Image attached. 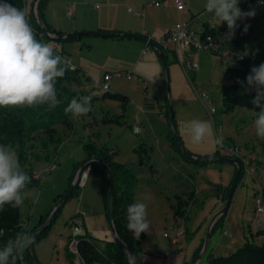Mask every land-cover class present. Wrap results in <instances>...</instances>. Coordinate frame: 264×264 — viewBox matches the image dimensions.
I'll list each match as a JSON object with an SVG mask.
<instances>
[{
	"label": "rangeland",
	"instance_id": "1",
	"mask_svg": "<svg viewBox=\"0 0 264 264\" xmlns=\"http://www.w3.org/2000/svg\"><path fill=\"white\" fill-rule=\"evenodd\" d=\"M34 1L26 0L28 10H33ZM188 2L197 13H202L203 19H210L216 25V18L206 11L207 0ZM74 6L72 4L70 9ZM236 32L230 39L225 38L218 53L197 51L194 56L200 66L189 75L176 56L167 50L169 93L164 64L152 44H149L150 51L145 52V44L139 48L131 44L136 40L119 37L82 35L51 42L58 45L67 59L82 66L84 74L93 80V83L74 89L101 93L99 87L109 74V90L128 95L130 101L126 111L114 98L91 101V112L73 117L72 131L58 126L64 141L50 162L39 161L34 156V153L43 155L45 148L53 147L42 134L34 141V152L26 155L27 163L42 176L41 186L25 191L27 196L22 205L25 217L31 219L29 226L46 222L59 199L73 187L48 233L34 243V252L42 264H83L72 247L76 233L75 227L70 225L72 218L85 222L99 246L115 239L101 193L104 182L89 173V166L81 168L87 158L85 144L88 142L116 151L115 160L128 166L136 176L130 204L143 202L147 205L146 218L150 227L148 232L140 234L135 258L130 257L131 264H194L202 254L201 264H207L211 254H227L237 249L244 244L246 235L264 227V211L258 212L256 202L261 197L264 206V139L256 135L255 111L237 106L230 113L223 112L222 88L231 82L225 70L236 63L234 54L226 52L238 51L234 41ZM171 99L183 149L197 156L219 152L225 157L239 158L247 166L234 192L224 226L218 224L213 228L214 224L210 229L214 217L225 205L222 195L233 183L237 165L215 160L197 166L184 160L170 143ZM210 100L216 107L215 112L208 107ZM194 120L205 121L209 126V135L200 144L191 143ZM139 124L142 132L138 134L133 129ZM217 135L224 137L222 146L213 143ZM144 141L156 149L142 164L137 149ZM6 146H10L19 159V148ZM53 163L57 164L56 168L48 170ZM193 186L197 194L188 208L189 219L175 217V193H188ZM229 239L234 241V247H227Z\"/></svg>",
	"mask_w": 264,
	"mask_h": 264
},
{
	"label": "trees",
	"instance_id": "2",
	"mask_svg": "<svg viewBox=\"0 0 264 264\" xmlns=\"http://www.w3.org/2000/svg\"><path fill=\"white\" fill-rule=\"evenodd\" d=\"M256 1L257 0H240L239 3V7L244 12L255 10V16L241 20L236 32L234 41L238 51L233 55L236 63L227 66L225 73L229 76L231 82L225 84L222 88L223 112L225 113L232 112L237 106L254 110L255 116L256 112L259 111V108H256L252 103V100L256 95L255 89L249 87L246 79L247 76L251 74V69L253 67H258L261 63H264V6L255 7ZM8 2L19 9L27 10V19L35 32L36 38L43 43L51 45L64 59V67L66 68L65 75L62 78H57L55 84L58 99L60 100V103L55 108L49 109L47 104L32 107H0V144L14 145L21 151L19 157L21 169L31 178V182L27 184L24 189L25 192L31 188L42 185V176L37 174L32 164L27 163L26 155L30 152H34V141L37 139V136L41 134L49 139L53 147L45 148V153L43 155L34 153L36 159L39 161L50 162L52 157L57 155L59 145L64 141L58 126L61 125L66 130L70 131H72L75 126L72 114L65 112V108H67L73 98L91 96V101H95L99 98H114L122 103L123 110L126 111L130 97L120 92H111L109 89L102 90L101 93L77 91L74 89L75 86L82 87L88 83H93L91 76H86L83 68L80 66L75 65L74 69L70 67L68 64L69 59L65 57L64 52L51 44V42L56 39L49 38L45 34V31L35 17L34 12L28 10L26 0H8ZM48 2L49 0H39L37 4L38 18L46 25L50 33L61 35L62 33H57L46 20L45 9ZM196 16L197 15H193L190 21L194 20ZM199 22L202 23L205 32L212 34H218L225 28V23L214 25L210 19L205 20L200 18ZM245 25L248 26L247 31L244 30ZM126 37L131 38L129 36H120L119 38ZM68 39L70 38L63 40ZM152 42L159 44L156 39L151 38L149 43ZM160 47L167 61V50L161 45ZM168 116H170V113ZM170 143L171 147L178 151L184 160L193 162L197 166L207 165L209 162L214 161L209 159L197 160L188 157L184 151L185 149L182 147V143L177 141L173 132L170 136ZM154 149L153 145L147 144L145 141L141 144L140 148L137 149V152L141 157L140 161L142 164L145 162V159L151 157ZM85 150L87 155L86 160L97 158L89 162V164L84 166L83 169L89 166V173L99 176L104 182L101 187V193L107 214H109L110 206L109 170L105 167V164L109 166V169L112 172L114 224L119 236L131 248V250L136 253L139 247V239L136 238L133 232L129 231L126 227L127 208L132 200L131 193L136 176L128 166L115 160L116 151L108 146H100L96 143L88 142L85 144ZM211 156L219 157L222 156V154L214 152ZM241 161L242 167L238 184L243 174L247 172V166L243 160ZM231 184L225 189V192L222 195L223 201L227 199V193ZM217 189H220V185H217ZM196 194L197 189L194 186L188 193H175V203L173 204L175 217L189 219L188 208L195 200ZM227 211L218 218L213 228L218 224L224 226ZM57 214L58 212L56 213L55 218ZM44 223L45 221L34 227H30L29 220L25 217L23 211V205L19 208L5 205L3 208H0V248H3L9 239L14 238L17 232L26 231L33 235L34 231ZM51 225L42 231L38 239L48 233ZM70 225L74 227L76 225H81L83 228L81 232L75 233L73 237H76L78 240V250L85 264H131L130 256L126 248L115 239L106 241L103 246H99L91 235L85 222H78L76 219L72 218ZM259 239L262 241L260 242ZM32 250L34 252L33 247ZM73 260L74 255H72V261ZM16 264H33L27 253V248L24 249L21 254V259H18ZM207 264H264V227L258 229L257 232L251 231L250 235H246L244 244L237 249L230 251L227 254H211Z\"/></svg>",
	"mask_w": 264,
	"mask_h": 264
},
{
	"label": "clouds",
	"instance_id": "3",
	"mask_svg": "<svg viewBox=\"0 0 264 264\" xmlns=\"http://www.w3.org/2000/svg\"><path fill=\"white\" fill-rule=\"evenodd\" d=\"M239 3L240 0H207L205 5L206 11L216 18V25L227 24L226 39L234 35L238 20L255 16V10L244 12ZM27 16L26 9L0 0V107L47 104L53 109L60 103L55 84L57 78L65 75V61L51 45L36 38ZM247 27L245 25V31ZM246 79L256 92L252 103L259 108L254 120L256 135L264 139V63L253 67ZM91 100V96L73 98L65 112L73 117L85 116L91 111ZM133 131L142 132L138 127ZM208 135L207 122L192 121L191 143L200 144ZM223 141V135H217L213 143L222 146ZM30 182L29 175L21 169L17 153L10 146L0 145V208L5 205L19 208L24 202V189ZM146 209L143 202L132 203L127 208L126 227L136 238L149 230ZM34 240V235L26 231L17 232L0 248V264H16Z\"/></svg>",
	"mask_w": 264,
	"mask_h": 264
},
{
	"label": "crops",
	"instance_id": "4",
	"mask_svg": "<svg viewBox=\"0 0 264 264\" xmlns=\"http://www.w3.org/2000/svg\"><path fill=\"white\" fill-rule=\"evenodd\" d=\"M153 1H161V5L157 6ZM185 2L186 7L179 9L174 0H49L45 17L57 33L127 32L141 34L158 41L168 29L176 24L189 22L193 15H201L203 19L202 13H197L196 8L189 4L188 0ZM72 4L75 5L73 10L70 9ZM70 15L72 17H69ZM197 24L202 25L199 21ZM227 33L221 31L218 35L225 40ZM124 40H136L131 44L139 48H143L144 44L145 47L149 46L148 41L136 37H126ZM54 45L59 49L57 44ZM28 219L31 223L30 217ZM226 245L234 247V241L229 239ZM202 255L195 262L199 261L201 264Z\"/></svg>",
	"mask_w": 264,
	"mask_h": 264
},
{
	"label": "built area",
	"instance_id": "5",
	"mask_svg": "<svg viewBox=\"0 0 264 264\" xmlns=\"http://www.w3.org/2000/svg\"><path fill=\"white\" fill-rule=\"evenodd\" d=\"M174 1L179 9H184L186 7L185 0H174ZM153 4L159 6L161 5V1H153ZM256 5L264 6V0H257ZM200 18H201V15H197L195 19L192 21L176 24L173 28L168 29L163 35V37H161L158 40V43L164 49L171 51L176 56V58L183 65L188 75L190 74L191 71L197 70L200 66L199 62L196 61L194 58V54L197 51L211 50L213 52L218 53L222 50V47L225 44V40L219 37L218 34H212V33L205 32L202 25L199 26L197 24ZM240 21L241 20L237 21L238 26H239ZM238 26L236 27L235 30L238 29ZM223 31L224 32L229 31L226 23H225V28ZM148 44H150L149 41H148ZM149 51H150L149 46H146L145 52H149ZM226 54L227 55L235 54V52L233 49H230V51H227ZM68 64L70 65L72 69L75 68V64L71 60H68ZM110 79H111V76L109 74H106L104 78V84L100 87L101 90L110 89ZM204 95L207 96V94H204ZM208 107H211L212 112L216 111V107L212 104L211 100H210ZM135 127H138L142 130V125L140 124L136 125ZM56 166L57 164L53 163L48 168V170H52L56 168ZM80 180H81V177H79L78 182ZM256 202H257L258 212L264 211L262 198L261 197L257 198ZM82 230L83 228L81 225L75 226L76 233L81 232ZM182 232H183L182 229H180L179 233H182ZM72 247H73L74 252L78 256L79 261L85 264L79 253L78 240L76 239V237L72 238ZM194 264H199V261L195 262Z\"/></svg>",
	"mask_w": 264,
	"mask_h": 264
},
{
	"label": "water",
	"instance_id": "6",
	"mask_svg": "<svg viewBox=\"0 0 264 264\" xmlns=\"http://www.w3.org/2000/svg\"><path fill=\"white\" fill-rule=\"evenodd\" d=\"M39 0H35L33 3V12L35 14V17L37 18L38 22L40 23V25L42 26V28L45 31V34L52 39H56V40H63L66 38H72V37H77V36H82V35H95V36H103V37H120V36H129V37H136L145 41H150V37L141 35V34H135V33H119V32H94V31H77V32H72V33H64L61 35H57L55 33H50L49 30L47 29L46 25L39 20L38 18V14H37V4H38ZM152 45L155 46V48L157 49V51L159 52L160 58L162 59V62L164 64L165 67V73H166V81H167V91L168 93L170 92V85H169V74H168V67H167V61L165 58V55L160 47L159 44L152 42L150 43ZM169 120H170V125H171V130L173 132V135L176 137L177 141L179 143H182L180 140V137L178 135V131L176 129V125H175V116H174V106H173V101L171 99L170 102V116H169ZM185 153L187 154L188 157L193 158V159H197V160H203V159H209V160H220V161H225V162H231V163H235L237 165V172L234 178V181L229 189L228 195H227V199L225 202V205L223 207V209L214 217L211 227L210 229L213 227V225L216 223V221L218 220V218L225 212L228 210L232 198H233V193L237 187L238 184V180H239V176H240V172H241V167H242V161L239 158H231V157H225V156H219V157H213V156H202V155H194L193 153H190L186 150H184ZM97 158H90L88 160L85 161V163L82 164L81 168H83L84 166L88 165L89 162H91L92 160H95ZM105 167L109 170V196H110V206H109V219L112 225V230H113V235L116 241H118L120 244H122L129 256L131 258H135V253L131 250V248L125 243V241L119 236L115 224H114V195H113V189H112V179H113V175L112 172L109 169V166L105 164ZM73 187H71V189L65 194L63 195V197H61V199H59V201L56 204L55 209L53 210V212L51 213L50 217L47 219V221L41 225L40 227H38L33 235L35 237L34 242L32 243V245L30 247L27 248V253L32 261L33 264H42L39 259L36 257L35 253L32 250V247L34 245V243L38 240L40 234L42 233L43 230H45L46 228H48L51 223L53 222L56 213L58 212L59 208L61 207L62 203L66 201V199L68 198V196L71 194ZM210 236V230L207 234V238H206V243L204 246V252L207 249V245H208V238Z\"/></svg>",
	"mask_w": 264,
	"mask_h": 264
}]
</instances>
